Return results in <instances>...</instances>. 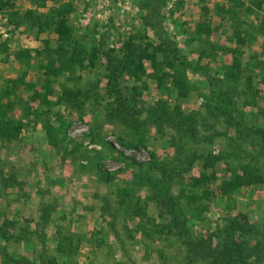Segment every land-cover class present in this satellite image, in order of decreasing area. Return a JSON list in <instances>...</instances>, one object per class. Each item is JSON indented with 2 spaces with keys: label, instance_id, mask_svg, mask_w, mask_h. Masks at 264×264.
Wrapping results in <instances>:
<instances>
[{
  "label": "rangeland",
  "instance_id": "374dc122",
  "mask_svg": "<svg viewBox=\"0 0 264 264\" xmlns=\"http://www.w3.org/2000/svg\"><path fill=\"white\" fill-rule=\"evenodd\" d=\"M254 1L50 0L38 10L9 0L0 7V90L19 76L16 52L32 55L55 40L37 36L24 10L71 3L68 24L87 49L99 50L91 65L60 73L52 105L33 107L35 120L21 118L16 104L0 118V264H264V75L247 82L243 72L229 73L231 50H260L236 45L264 32V11L260 21L241 14L239 5ZM214 4L235 6L234 14L210 13L204 44L194 23L201 7ZM130 41L159 44L161 70L143 62L138 79L121 73ZM31 55L24 84L37 88L43 70ZM14 92L30 97L23 87ZM246 164L262 183L226 188Z\"/></svg>",
  "mask_w": 264,
  "mask_h": 264
},
{
  "label": "trees",
  "instance_id": "16d2710c",
  "mask_svg": "<svg viewBox=\"0 0 264 264\" xmlns=\"http://www.w3.org/2000/svg\"><path fill=\"white\" fill-rule=\"evenodd\" d=\"M21 1V0H20ZM24 2L32 5L35 9H45L48 5L47 3L50 0H23ZM230 1V0H228ZM233 4V2H232ZM6 5L11 7L9 4V0H0V7ZM234 5V4H233ZM243 8L242 15L252 16L259 21L263 19L264 11V0H255L254 6H250L248 4L239 5ZM232 8L235 9V6ZM230 4H228L225 8L220 7L217 4L210 9L207 7H201L200 11L196 15V22L194 23V35H197L198 38L200 37L201 40L204 38L203 43L206 44L207 41L205 39L210 33L209 25L212 20H210V13H213L214 17L218 20H224L226 16L234 14V10L232 11ZM35 9H27L24 10L22 13V17L24 18V23L31 24V28H35L37 30V36L41 33H47L48 35H52L54 37V42L50 39H46L42 43V48L40 50H34V53L31 55L39 65L42 67L43 74L42 78L38 83V87L32 88L30 83L24 84V74H25V67L27 66V61L30 58V55L27 51L22 50L18 51L14 54V61L22 64V67L19 68L18 74L19 76L11 81L10 87H3L0 90V118L1 116H5V112L12 109L13 105H18L21 108V114L25 117H29L33 115L34 120L36 119V114H31L33 107L34 109L38 110L43 106L50 108L49 105H52L51 101V86L52 83H57V79L60 76V73L63 71L68 70L70 73L73 69L77 67H81L83 62L88 63L89 65L92 64L96 58H98L99 50L97 49H87L85 44L82 42L80 38H78V34L73 30V28L68 24V14L72 10L71 3L69 2H61L60 4L52 5L51 7H47L46 12L36 11ZM232 17V16H231ZM233 18V17H232ZM232 20V19H230ZM258 21V22H259ZM235 22V20H233ZM182 25L186 23L184 21L180 22ZM146 24H148L146 22ZM188 24V23H187ZM149 25V24H148ZM234 35L237 36L235 32ZM264 32L261 33L260 39H264ZM263 37V39H262ZM259 38V37H258ZM257 36L252 35L251 37H247V41L244 39H237L236 45L242 46L244 49L245 47H250L251 45H256L259 47V51L251 52L247 56H243L244 50H231L230 59L232 60V67L230 76L233 78L236 75V78L243 72L246 75V81L248 82L253 78L254 72H258L261 76L264 75V42H258ZM209 45H214L209 44ZM213 48V46H211ZM123 49L125 50L124 54H122V58L119 62V71L121 73L126 74L130 78L136 80L138 79L139 74L143 73V62H147L155 72L161 70L160 63L157 61V54L162 52V47L152 44H145L144 46H136L132 44V42H128L124 45ZM227 50V49H226ZM202 51V50H201ZM249 51V50H247ZM201 54V52H200ZM239 61V62H238ZM58 62L56 66L55 63ZM242 66H241V63ZM20 64V65H21ZM177 73L170 74L174 78V86L176 89L181 90L183 89V78L178 73V77H176ZM156 75V73H155ZM168 76V74H166ZM165 76V75H163ZM261 80H264L262 77ZM19 87H23L26 91L30 92L29 99L23 100L20 96L15 94V90ZM76 94L71 95L74 97ZM72 97L60 96L58 100H55L56 103L60 102V99L64 98L65 103H70L72 100L75 99ZM62 101V100H61ZM210 106H208L209 108ZM211 109V108H210ZM41 114H45L44 112ZM19 119L18 123H21L23 120ZM0 119V124L1 123ZM17 128H13L11 133L14 134V131ZM5 131L3 129L2 133ZM1 133V134H2ZM106 145L110 147L108 142H105ZM129 148L131 146H125ZM111 148V147H110ZM116 155L123 156L121 151L116 150ZM116 161H122L119 157L115 158ZM125 161L130 162L131 165H139L140 163L137 162L135 159L132 158H125ZM240 171L239 176H234L232 180H230L226 184V188H234V187H242L244 183H251V184H261L262 178H260V174L257 176L256 173H252L250 170L249 165H240L238 167ZM251 174V175H250ZM264 181V180H263ZM250 185V184H248ZM246 186V185H245ZM233 221L229 223L233 228L236 225H232Z\"/></svg>",
  "mask_w": 264,
  "mask_h": 264
}]
</instances>
